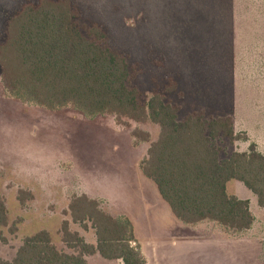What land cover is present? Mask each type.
<instances>
[{
    "label": "rangeland",
    "instance_id": "obj_1",
    "mask_svg": "<svg viewBox=\"0 0 264 264\" xmlns=\"http://www.w3.org/2000/svg\"><path fill=\"white\" fill-rule=\"evenodd\" d=\"M20 1L0 0V41ZM71 1L80 31L101 24L102 42L125 55L128 85L142 102L158 90L178 105V120L192 112L229 116L241 138L218 139L220 157L251 144L264 155V0ZM169 76L175 88L164 92ZM158 133L149 121L22 103L3 86L0 68V195L8 212L0 257L12 259L24 237L41 229L70 252L60 241L63 220L95 244L90 223L83 229L69 215L71 198L85 194L109 214L129 218L132 244L147 264H264V208L241 182L230 180L226 190L248 200L254 221L244 231L209 220L184 224L172 215L139 167ZM86 260L123 264L97 253Z\"/></svg>",
    "mask_w": 264,
    "mask_h": 264
},
{
    "label": "trees",
    "instance_id": "obj_2",
    "mask_svg": "<svg viewBox=\"0 0 264 264\" xmlns=\"http://www.w3.org/2000/svg\"><path fill=\"white\" fill-rule=\"evenodd\" d=\"M80 12L71 0H22L6 21L0 41L3 86L22 103L57 110L70 107L85 117L113 114L121 119L158 125L140 161L142 174L151 180L172 215L184 224L204 220L241 232L254 217L247 199L229 194L230 180L241 182L264 208V155L251 144L247 151L220 157L218 139L230 143L241 138L229 116L205 118L192 112L178 120V105L164 100L155 90L147 101L129 86L125 55L107 47L104 27L96 22L80 31ZM161 58V54L152 55ZM163 65V60H154ZM169 86L175 88L169 76ZM72 222L94 229L96 243L85 241L63 220L60 241L71 250L59 249L50 232L27 235L14 257H0V264H88L87 255L119 259L123 264H147L132 244L133 225L128 217L104 211L95 198L74 195L68 205ZM8 223V212L0 195V230Z\"/></svg>",
    "mask_w": 264,
    "mask_h": 264
}]
</instances>
